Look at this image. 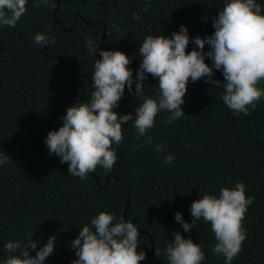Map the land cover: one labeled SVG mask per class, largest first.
I'll use <instances>...</instances> for the list:
<instances>
[{"label":"trees","instance_id":"obj_1","mask_svg":"<svg viewBox=\"0 0 264 264\" xmlns=\"http://www.w3.org/2000/svg\"><path fill=\"white\" fill-rule=\"evenodd\" d=\"M227 0H49L27 11L16 26H0V151L11 158L0 165V264L9 255L8 241H38L37 250L55 236L53 253L44 264H72L77 259L71 241L81 228L91 227L100 212L133 222L140 233V264H169L166 247L173 231L199 244L202 264H225L213 252L215 234L202 218L185 232L175 220L177 212L192 223L190 206L204 194L219 197L222 188L237 182L246 185V197H254L243 221L247 238L231 264H264V96L250 115L236 113L223 102L222 70L213 69L217 87L202 78L189 81L185 115L166 123L170 113L159 112L154 127L137 139L132 123L135 109L145 98L157 99L158 78L150 74L144 94L135 95V77L142 57L139 47L149 35L170 37L181 25L190 37L186 52L196 46L193 38L214 34L213 19ZM264 15V0H256ZM147 3L148 10L142 11ZM139 13L140 19H134ZM120 31H116V27ZM37 33L55 38L41 48ZM91 37L101 50L122 51L133 70V92L127 86L115 111L133 114L122 125L123 143L112 147L117 160L111 171L97 166L86 179L68 173V164L49 153L47 134L63 126L61 117L76 103H88L99 50L90 54L85 41ZM199 50V49H197ZM210 50L205 45L204 51ZM205 63L213 61L205 57ZM264 89V80L257 85ZM250 107V106H249ZM164 147L162 153L154 149ZM172 155V163L164 157ZM159 249L160 255H155ZM29 253L36 250L29 246Z\"/></svg>","mask_w":264,"mask_h":264},{"label":"clouds","instance_id":"obj_2","mask_svg":"<svg viewBox=\"0 0 264 264\" xmlns=\"http://www.w3.org/2000/svg\"><path fill=\"white\" fill-rule=\"evenodd\" d=\"M28 0H0V26L15 27L22 15L27 11ZM49 0H34V6L47 5ZM150 2V0H148ZM147 3L142 11H147ZM139 20V13L134 14ZM214 34L201 38H193L196 46L186 52L190 42L188 29L180 26L179 31L171 36H147L139 47L142 57L135 77V95L144 94L146 74L158 78L159 92L157 99L145 98L135 109V120L132 127L137 132V139L145 137L144 143L151 144L152 137L148 130L154 127L159 112L170 113L166 123L185 115L181 105L187 93L189 81L196 82L207 78L210 85L219 86L220 81L213 80L215 70H222L224 77L222 96L224 104L236 113L250 115L256 108V102L264 96V89L257 87L264 80V15L261 5L256 0H227L218 16L213 19ZM116 31H120L117 26ZM34 42L41 48L55 43V38L37 33ZM90 54L99 50L100 59L95 60L94 73L91 76L93 91L88 103H76L66 110L61 117L63 126L47 134L45 144L50 155L60 157V163L68 164L71 176L86 179L89 173L95 172L97 166L111 171L117 160L113 143H123L122 125L133 120V114H118L115 109L127 86L133 92V70L131 63L122 51L101 50L91 38L85 41ZM210 50L205 52V45ZM199 49V50H197ZM213 61L212 66L205 63V57ZM250 106V107H249ZM164 147L155 146L157 153ZM165 163H172L174 157H164ZM6 152L0 151V165L10 163ZM246 185L237 182L235 187L220 190L219 197L204 194L190 206L192 223L183 220L177 212L175 220L182 225L185 232L191 230L201 218L209 222L215 234L216 243L213 252L225 258V264H231L242 249L247 238L243 221L248 206L254 197H246ZM115 216L100 212L91 219V227L85 225L79 235L71 241L77 259L72 264H140L145 259L144 252H138L137 226L121 218L113 224ZM174 241L166 247L165 255L169 264H202L205 254L199 244L185 239L180 232L173 231ZM38 241L32 238L26 244L21 241H8L4 248L9 255L3 264H44L53 253L55 236L49 237L42 248L37 250ZM29 246L36 250L35 256L29 253ZM155 255H160L159 249Z\"/></svg>","mask_w":264,"mask_h":264}]
</instances>
